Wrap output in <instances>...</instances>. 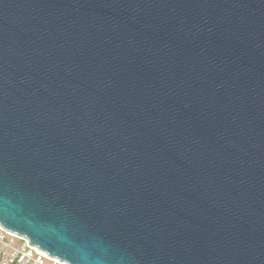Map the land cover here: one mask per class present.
I'll list each match as a JSON object with an SVG mask.
<instances>
[{"label": "water", "instance_id": "95a60500", "mask_svg": "<svg viewBox=\"0 0 264 264\" xmlns=\"http://www.w3.org/2000/svg\"><path fill=\"white\" fill-rule=\"evenodd\" d=\"M0 224L69 264H264V0H0Z\"/></svg>", "mask_w": 264, "mask_h": 264}, {"label": "built area", "instance_id": "2783aa9c", "mask_svg": "<svg viewBox=\"0 0 264 264\" xmlns=\"http://www.w3.org/2000/svg\"><path fill=\"white\" fill-rule=\"evenodd\" d=\"M16 237L23 240L16 242ZM0 264H69L51 256L41 248L31 245L27 239L16 235L0 224Z\"/></svg>", "mask_w": 264, "mask_h": 264}, {"label": "rangeland", "instance_id": "374dc122", "mask_svg": "<svg viewBox=\"0 0 264 264\" xmlns=\"http://www.w3.org/2000/svg\"><path fill=\"white\" fill-rule=\"evenodd\" d=\"M16 242H19V243H22L23 242V240L21 239V238H18V237H16Z\"/></svg>", "mask_w": 264, "mask_h": 264}]
</instances>
